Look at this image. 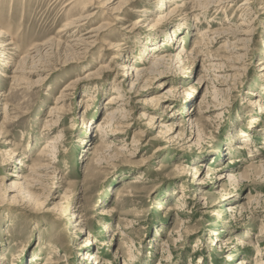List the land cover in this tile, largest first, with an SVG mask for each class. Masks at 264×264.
Masks as SVG:
<instances>
[{
	"label": "rangeland",
	"instance_id": "obj_1",
	"mask_svg": "<svg viewBox=\"0 0 264 264\" xmlns=\"http://www.w3.org/2000/svg\"><path fill=\"white\" fill-rule=\"evenodd\" d=\"M107 1L0 0V264H264V0Z\"/></svg>",
	"mask_w": 264,
	"mask_h": 264
},
{
	"label": "bare ground",
	"instance_id": "obj_2",
	"mask_svg": "<svg viewBox=\"0 0 264 264\" xmlns=\"http://www.w3.org/2000/svg\"><path fill=\"white\" fill-rule=\"evenodd\" d=\"M126 1L125 0H123V1H117V0H109V1H107V3H105V7L107 8V9H109L110 7V9L112 10V12L113 13H119V12H121V7H122V5H123V3H125ZM102 4V3H101ZM101 6H103V4L102 5H99L98 4V6L97 7H101ZM88 17V15H86V16H81V17H79L78 19L75 17V19H76V21L75 22H77V23H81L83 20H85L86 18ZM163 18V16H161L160 17V19H162ZM73 21V20H72ZM69 24V23H68ZM71 25V24H70ZM69 25V26H70ZM104 27V26H103ZM92 30V29H91ZM206 30V29H205ZM217 33H219L218 32V30H215ZM214 31V32H215ZM203 32V31H202ZM236 32H240V34H248L247 33V31H236ZM93 36V35H92ZM174 37V38H173ZM84 39V38H83ZM168 39L169 40H171L172 41V39H174V40H176L175 39V33H171V35L168 37ZM79 40H81L82 41V39H79ZM245 39H239L238 41H240V42H243ZM154 42V41H153ZM11 43V42H10ZM10 43H8V42H4V43H2L0 46H7V45H9ZM76 43V42H75ZM164 42L163 41H160L158 44L156 43H150V45H149V47H150V50L151 49H153V48H155L156 46H159V45H161V44H163ZM77 46V45H76ZM149 47H147V48H149ZM6 52H5V50H0V55H2L3 56V54H5ZM144 55H146V54H144ZM156 57V56H155ZM160 60H162V59H165V57H160L159 58ZM168 60V59H167ZM129 65V64H128ZM128 65H125V68H128V69H131V73H132V75H134V77H135V79L134 80H132V82H131V87L132 86H134L135 84H136V81H139V79H141L142 78V76H143V74H144V72L146 71L144 68H137L136 66H128ZM223 64L220 62V63H218V64H214L212 61H211V66H222ZM124 67V66H123ZM233 68V67H232ZM134 73V74H133ZM149 73V72H148ZM219 74H217L216 76H218ZM221 76V75H220ZM219 76V77H220ZM223 76V75H222ZM128 77V76H127ZM119 83V82H118ZM138 83V82H137ZM137 85V84H136ZM112 97L110 98V100H109V102H117L118 100H121L122 99V97L119 95V94H117V95H111ZM114 96V97H113ZM65 99L63 98V97H60L59 98V100H58V103H60V102H63ZM115 109V108H114ZM54 111V110H53ZM118 112H119V110L118 111H116V109L115 110H112L111 112H108V115L105 117V118H108V116H110L108 119H109V121L108 122H113L114 121V123L115 122H117L118 120H123V117L121 116V115H119L118 114ZM121 112H123V111H121ZM144 116H145V114H144ZM153 119H155V117H150V121H152ZM124 121V120H123ZM119 123V122H118ZM169 127V126H168ZM171 127V126H170ZM169 129H171V128H169ZM59 138V136L57 135L54 139L56 140V139H58ZM50 143H55V141H53V140H50V142L49 143H47L44 147H43V150L45 151V150H48V148L49 147H53V148H56V145L54 144L53 146H51L50 145ZM50 149V148H49ZM195 171H197V169L195 168L194 170H193V172H195ZM17 177H20L19 175H16ZM199 179V176L196 178V180H198ZM133 182V181H132ZM232 207H230V209H231ZM214 234H218L217 232H215L214 231ZM217 242H222L221 241V239H219V238H216L215 239ZM239 242V244H241V243H243V240H239L238 241ZM264 249V248H263ZM260 253V252H259ZM258 253V255H260ZM262 253V252H261ZM264 254V253H263ZM263 256V255H262ZM95 256H94V253H88V254H86L85 256H84V258H86V259H90V258H94ZM246 262H245V260H241V261H239L238 262V264H245ZM44 264H50V262L49 261H47L46 263H44ZM250 264V263H249Z\"/></svg>",
	"mask_w": 264,
	"mask_h": 264
}]
</instances>
